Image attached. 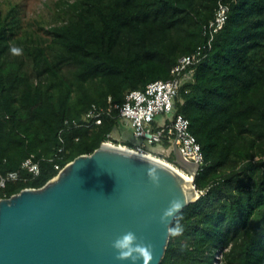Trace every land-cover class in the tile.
Returning a JSON list of instances; mask_svg holds the SVG:
<instances>
[{
  "label": "trees",
  "instance_id": "1",
  "mask_svg": "<svg viewBox=\"0 0 264 264\" xmlns=\"http://www.w3.org/2000/svg\"><path fill=\"white\" fill-rule=\"evenodd\" d=\"M220 2L230 6L227 22L177 100L204 155L200 198L177 215L183 231L161 264H264V0L66 1L46 38L22 27L15 7L0 15V174L22 173L0 199L44 186L56 164L99 148L118 119L67 130L63 144L64 121L170 78L205 42L202 27ZM31 155L36 177L22 169Z\"/></svg>",
  "mask_w": 264,
  "mask_h": 264
},
{
  "label": "water",
  "instance_id": "2",
  "mask_svg": "<svg viewBox=\"0 0 264 264\" xmlns=\"http://www.w3.org/2000/svg\"><path fill=\"white\" fill-rule=\"evenodd\" d=\"M176 140L174 162L192 179L158 158L102 144L44 186L0 199V264H131L117 261L111 246L126 231L151 244L152 264H161L170 240L160 222L164 210L181 201L172 224L200 198L199 164L185 160ZM150 164L159 171V187L148 179Z\"/></svg>",
  "mask_w": 264,
  "mask_h": 264
},
{
  "label": "built area",
  "instance_id": "3",
  "mask_svg": "<svg viewBox=\"0 0 264 264\" xmlns=\"http://www.w3.org/2000/svg\"><path fill=\"white\" fill-rule=\"evenodd\" d=\"M229 10L228 3L220 2L218 4L214 18L202 27L205 42L192 53L179 58L171 70L170 78L152 81L143 89L127 91L123 103H114L112 97H109L107 106L93 103L82 119H66L59 132L62 143L64 144V138L61 134L67 130L72 128L93 130L102 125L106 118L118 119L119 124L129 125L132 128L134 137L140 143L131 147L116 144L109 134V138L101 145H120L137 153L158 158L188 177L191 176L188 171L179 167L174 161H170L166 149H162V155L158 156L146 148V144L163 145L165 142H169L173 147L178 129L176 144L185 160L198 163L200 170L204 164V155L200 144L190 130L189 119L183 114L177 113V100L181 95L182 88L195 81V68L212 49L216 33L222 30L227 22ZM64 151L65 146L61 145L55 156L63 159ZM52 160L50 159V161ZM65 165L56 164L55 169L59 173ZM22 169L36 177L40 174V163L34 160V155H31L23 162ZM21 176V171L11 172L7 175L0 174V190L4 189L8 182L17 180ZM217 258L221 257L217 256Z\"/></svg>",
  "mask_w": 264,
  "mask_h": 264
},
{
  "label": "clouds",
  "instance_id": "4",
  "mask_svg": "<svg viewBox=\"0 0 264 264\" xmlns=\"http://www.w3.org/2000/svg\"><path fill=\"white\" fill-rule=\"evenodd\" d=\"M13 53L19 54L21 51L18 48L11 49ZM149 181L156 187L160 186L161 177L158 169L150 164L147 170ZM182 203L179 200H172L169 206L164 210L160 222L167 226V236H179L183 227L180 224V217H177L175 222L169 224V221L180 211ZM112 248L115 252V259L120 262L131 261V264H138L142 261L143 264H152L154 259V249L151 244L144 243L133 231H126L112 241Z\"/></svg>",
  "mask_w": 264,
  "mask_h": 264
},
{
  "label": "rangeland",
  "instance_id": "5",
  "mask_svg": "<svg viewBox=\"0 0 264 264\" xmlns=\"http://www.w3.org/2000/svg\"><path fill=\"white\" fill-rule=\"evenodd\" d=\"M66 1L74 0H0V15H5L15 7L19 12L22 27L46 38V29L62 21ZM146 146L149 148L158 144Z\"/></svg>",
  "mask_w": 264,
  "mask_h": 264
},
{
  "label": "crops",
  "instance_id": "6",
  "mask_svg": "<svg viewBox=\"0 0 264 264\" xmlns=\"http://www.w3.org/2000/svg\"><path fill=\"white\" fill-rule=\"evenodd\" d=\"M110 136L116 144H121L123 146L131 147V145L135 146L140 143V141L134 137L132 128L129 125L121 123L114 128V130L110 133ZM146 148L158 156L162 155V149H166L168 158L174 156V149L169 144L168 146L163 144L149 148L146 146Z\"/></svg>",
  "mask_w": 264,
  "mask_h": 264
},
{
  "label": "bare ground",
  "instance_id": "7",
  "mask_svg": "<svg viewBox=\"0 0 264 264\" xmlns=\"http://www.w3.org/2000/svg\"><path fill=\"white\" fill-rule=\"evenodd\" d=\"M187 178H188V179H192V177H191V176H188Z\"/></svg>",
  "mask_w": 264,
  "mask_h": 264
}]
</instances>
